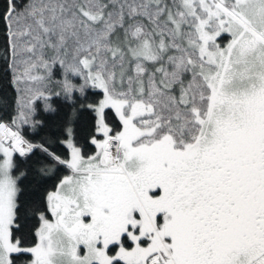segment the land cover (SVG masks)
<instances>
[{"label": "snow or ice", "instance_id": "1", "mask_svg": "<svg viewBox=\"0 0 264 264\" xmlns=\"http://www.w3.org/2000/svg\"><path fill=\"white\" fill-rule=\"evenodd\" d=\"M0 264H264V0H0Z\"/></svg>", "mask_w": 264, "mask_h": 264}]
</instances>
